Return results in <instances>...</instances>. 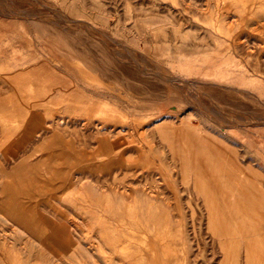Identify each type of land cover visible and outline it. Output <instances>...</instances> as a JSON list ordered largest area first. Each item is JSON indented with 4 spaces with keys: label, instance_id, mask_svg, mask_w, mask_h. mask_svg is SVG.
Wrapping results in <instances>:
<instances>
[{
    "label": "rangeland",
    "instance_id": "rangeland-1",
    "mask_svg": "<svg viewBox=\"0 0 264 264\" xmlns=\"http://www.w3.org/2000/svg\"><path fill=\"white\" fill-rule=\"evenodd\" d=\"M188 135L259 185L247 239ZM145 263L264 264V0H0V264Z\"/></svg>",
    "mask_w": 264,
    "mask_h": 264
},
{
    "label": "bare ground",
    "instance_id": "bare-ground-1",
    "mask_svg": "<svg viewBox=\"0 0 264 264\" xmlns=\"http://www.w3.org/2000/svg\"><path fill=\"white\" fill-rule=\"evenodd\" d=\"M187 137V141H184L188 145L187 155L183 159L185 164H188V167L190 160V168L193 167L196 171L194 184L198 192L203 194L206 202L212 207V218L210 219V223L213 225L212 227L220 235L227 234L225 233L226 231L232 230L233 233L236 231L240 234V237L247 239V236H242L240 232L247 230L249 215L254 214L256 210L259 212V209L262 207L263 196L259 185L251 180L249 174L238 170L235 165H226V162L220 156L221 151L217 149L218 146L205 143L196 145L194 141L189 139V135ZM188 140L190 143H188ZM228 209L231 211L234 209L232 213H235V216L238 215V218H235L236 220L239 219L237 222L240 226L237 223H230L232 226L230 224L226 225L228 223L226 220V216L229 215ZM218 217H220V220ZM142 231L144 232L143 229ZM141 237L146 236L142 234Z\"/></svg>",
    "mask_w": 264,
    "mask_h": 264
},
{
    "label": "crops",
    "instance_id": "crops-1",
    "mask_svg": "<svg viewBox=\"0 0 264 264\" xmlns=\"http://www.w3.org/2000/svg\"><path fill=\"white\" fill-rule=\"evenodd\" d=\"M231 142V141H230ZM239 143V142H238ZM241 144H244L243 142H241ZM240 144V145H241ZM42 230V229H41ZM43 231V230H42ZM44 233V232H43ZM38 235V234H37ZM39 236V235H38ZM80 241V240H79ZM83 244V243H82ZM80 245H81V242H80ZM84 245H86V243L84 242ZM87 248V247H86ZM81 254H83L82 252H80Z\"/></svg>",
    "mask_w": 264,
    "mask_h": 264
}]
</instances>
